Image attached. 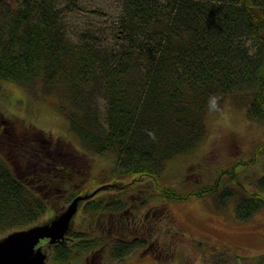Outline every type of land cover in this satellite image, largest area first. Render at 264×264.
I'll return each mask as SVG.
<instances>
[{"label":"trees","instance_id":"trees-1","mask_svg":"<svg viewBox=\"0 0 264 264\" xmlns=\"http://www.w3.org/2000/svg\"><path fill=\"white\" fill-rule=\"evenodd\" d=\"M118 1V19L108 30L113 44L107 30L70 25L74 3L0 0V83L46 87L83 147L79 151L31 122L18 127L3 118L0 237L42 223L50 210L62 212L83 194L88 177L97 185L136 176L159 182L169 161L205 137L215 102L249 104L250 115L264 120V0ZM93 84L106 102L103 123L84 96ZM90 153H112L116 164L94 177ZM235 167L220 175L230 182L218 178L182 194L162 185L159 191L164 199L182 201L217 196L223 187L219 206L236 196L237 216L248 221L264 209V176L258 181L263 193H250ZM120 195L85 203L88 227L71 234L75 246H54L58 264L82 258L83 264H108L107 256L121 260L150 248L152 224L132 234L136 230L124 219L131 204ZM121 225L126 228L110 232Z\"/></svg>","mask_w":264,"mask_h":264},{"label":"rangeland","instance_id":"rangeland-1","mask_svg":"<svg viewBox=\"0 0 264 264\" xmlns=\"http://www.w3.org/2000/svg\"><path fill=\"white\" fill-rule=\"evenodd\" d=\"M70 3L78 7L68 16L71 26H78L81 31L91 28L95 31L107 30V41L116 43L108 35V30L118 19L121 8L118 0H64L62 6L68 7ZM96 87L93 84L92 89H86L84 96L89 97L95 105L91 111L103 123L106 102ZM45 91L46 87L26 89L13 83L1 82L0 132L7 124L3 121L4 117L18 127L31 122L55 139L62 137L82 151L80 140L69 129V121L51 103L52 99L46 97ZM206 127L205 137L197 148L169 161L159 182L148 176H136L97 185L88 177L87 183L83 185V195L107 185L110 188L101 191L96 197L118 195L121 190V198L129 199L131 205L128 214L124 213V219L131 230H136L132 234H140L138 229L142 230L145 224H152L148 230L151 233L149 249L137 250L121 260L107 256L108 264H264V209L256 212L248 221H241L236 213V196L228 197V202L220 206L217 203V198L221 199L226 192L223 187L217 194L220 197L202 194L189 196L182 201L164 199L159 191L162 185L182 194L192 186L199 188L198 185H213L218 182V178L219 181H229L230 178L223 176L221 179L220 175L235 164V170L246 190L255 194L261 192L258 190V181L264 176V120L250 115L249 104L229 100L215 102L211 106ZM87 156L92 161L94 177L116 164L112 153H90ZM84 202L74 218L66 246L76 245L72 233L88 227ZM52 218L53 211L50 210L42 222ZM123 227L126 228V225L113 227L110 232L115 233L116 229ZM43 250L49 254L47 264H58L54 260V247L45 244ZM83 256L87 257L88 252L83 253ZM69 264H83V258L73 259Z\"/></svg>","mask_w":264,"mask_h":264},{"label":"water","instance_id":"water-1","mask_svg":"<svg viewBox=\"0 0 264 264\" xmlns=\"http://www.w3.org/2000/svg\"><path fill=\"white\" fill-rule=\"evenodd\" d=\"M108 188L110 186H102L93 193L79 195L50 221L12 232L1 238L0 264H47L48 253L40 245L41 240L48 239L50 245L65 242L82 203Z\"/></svg>","mask_w":264,"mask_h":264},{"label":"flooded vegetation","instance_id":"flooded-vegetation-1","mask_svg":"<svg viewBox=\"0 0 264 264\" xmlns=\"http://www.w3.org/2000/svg\"><path fill=\"white\" fill-rule=\"evenodd\" d=\"M47 242H48V241H44V242L42 243V245H43V244H44V245L47 244ZM150 245H151V243H150ZM150 247H151V246H150Z\"/></svg>","mask_w":264,"mask_h":264}]
</instances>
